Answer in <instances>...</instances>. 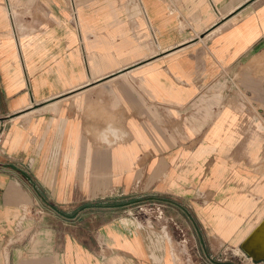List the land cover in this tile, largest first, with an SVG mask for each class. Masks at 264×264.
<instances>
[{
  "label": "crops",
  "instance_id": "0c3cea01",
  "mask_svg": "<svg viewBox=\"0 0 264 264\" xmlns=\"http://www.w3.org/2000/svg\"><path fill=\"white\" fill-rule=\"evenodd\" d=\"M1 126L0 264H248L264 0H0Z\"/></svg>",
  "mask_w": 264,
  "mask_h": 264
},
{
  "label": "water",
  "instance_id": "95a60500",
  "mask_svg": "<svg viewBox=\"0 0 264 264\" xmlns=\"http://www.w3.org/2000/svg\"><path fill=\"white\" fill-rule=\"evenodd\" d=\"M241 250L254 263H264V220L241 245Z\"/></svg>",
  "mask_w": 264,
  "mask_h": 264
},
{
  "label": "rangeland",
  "instance_id": "374dc122",
  "mask_svg": "<svg viewBox=\"0 0 264 264\" xmlns=\"http://www.w3.org/2000/svg\"><path fill=\"white\" fill-rule=\"evenodd\" d=\"M139 207V206H138ZM140 208V207H139ZM148 210H149V219H151L152 221H164V218H165V215H164V210L162 209L161 206H159L158 204L156 203H150L149 206H148ZM150 222V221H149ZM181 239H185L183 236H181ZM196 244H187L186 246V252L188 254H185L187 256V258L189 260H196V259H199L201 257V252L199 249H197L196 247ZM230 254V256H232L233 253H228ZM236 254H238L236 252ZM184 257V256H182ZM216 257L213 256L212 257V260H215Z\"/></svg>",
  "mask_w": 264,
  "mask_h": 264
},
{
  "label": "built area",
  "instance_id": "2783aa9c",
  "mask_svg": "<svg viewBox=\"0 0 264 264\" xmlns=\"http://www.w3.org/2000/svg\"><path fill=\"white\" fill-rule=\"evenodd\" d=\"M4 139H5V127L1 126L0 127V146L3 145ZM246 258H247L248 264H256V263H254V261L252 259L248 258L247 256H246Z\"/></svg>",
  "mask_w": 264,
  "mask_h": 264
}]
</instances>
